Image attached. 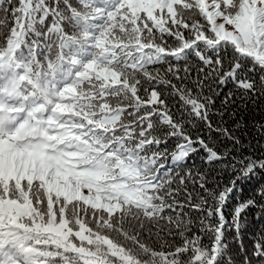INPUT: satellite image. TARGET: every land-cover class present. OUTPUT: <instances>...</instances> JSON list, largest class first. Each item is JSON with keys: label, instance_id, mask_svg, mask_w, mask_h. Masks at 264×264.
I'll list each match as a JSON object with an SVG mask.
<instances>
[{"label": "snow or ice", "instance_id": "obj_1", "mask_svg": "<svg viewBox=\"0 0 264 264\" xmlns=\"http://www.w3.org/2000/svg\"><path fill=\"white\" fill-rule=\"evenodd\" d=\"M167 4L159 31L139 12L162 43L140 58L153 71L126 110L134 122L109 131L66 119L75 82L45 91L20 61L45 34L95 32L129 6L0 0V264H264V0ZM194 155L204 167H188Z\"/></svg>", "mask_w": 264, "mask_h": 264}, {"label": "trees", "instance_id": "obj_2", "mask_svg": "<svg viewBox=\"0 0 264 264\" xmlns=\"http://www.w3.org/2000/svg\"><path fill=\"white\" fill-rule=\"evenodd\" d=\"M82 11L87 12L88 9H83ZM116 14L114 12L113 17ZM184 16L187 19H192L193 14L185 13ZM135 24H137L136 21ZM147 27L148 25L143 21L139 25H132L126 21L124 23L113 18L111 23L97 22L95 32L85 33L76 29L71 30L72 35L68 36L63 29H60L55 35L45 34L43 38L34 42L31 46V52L27 56V60L20 61V63L29 69L27 75L33 85L40 84L45 91L56 88L58 85L63 86L62 82L64 81H67L69 85L75 82L77 87L96 84L94 79L88 77V75L94 76L92 72L78 76L81 83L74 81V78L77 76L76 69L81 68L82 65L87 63L92 65L97 63L102 68L105 66V63H108L107 65H110L109 67L130 68L129 70L123 69L126 81H121L123 84L120 86H103L100 83V87L93 88L91 92L86 91L80 95L78 93H74L72 96L68 95L69 97L65 98V105H63L65 108L68 105L72 108V112L68 111L71 115L66 117V119L76 122L84 121L86 126L87 122L92 120L95 117V113L98 112L97 109L92 108L93 104L106 102L112 109L109 113H117V118L111 123L97 128L106 127L109 131L114 128H121L134 122L132 113L126 112V110L130 108L132 103H135L134 89L137 83L143 82L144 76L148 72L153 71V69H144L140 63V58L147 55L144 52V48L146 45L159 46L162 43L158 35H155L153 39L154 34L151 29H149L147 34L144 33V29ZM153 27H157L159 31L160 28H163V25L158 22L154 23ZM7 31L8 28L5 25L4 28L0 29V36H3ZM104 37L107 38L106 42L109 44L105 45L103 52L98 53L99 46L104 43ZM9 39L14 40L15 38L9 37ZM82 46H84L87 56L78 55ZM124 51L127 55L123 56ZM70 60H76L78 63L73 65L70 63ZM95 78L99 82L98 77ZM37 95L42 96L43 92ZM242 114L248 117L249 129H252L255 121L261 118L260 110L255 108H249ZM125 134L130 135L127 130H125ZM251 134L255 135V132L253 131ZM193 166L204 167L200 155H194L188 161V167ZM260 179V176L256 177V180ZM247 191L248 189L246 188L244 195L247 194ZM241 195L238 191L237 199ZM80 207L82 205L77 204L69 210L70 219L73 223L77 220V213ZM226 211H230V209ZM130 214L137 215L138 213L133 209ZM255 215H258V213ZM79 220L84 224L98 223V221L93 222L92 220L86 219L83 215L79 216ZM253 220L254 214L252 213H249L245 217V221L249 225H252ZM261 227H264V225H255L254 229L258 230Z\"/></svg>", "mask_w": 264, "mask_h": 264}, {"label": "rangeland", "instance_id": "obj_3", "mask_svg": "<svg viewBox=\"0 0 264 264\" xmlns=\"http://www.w3.org/2000/svg\"><path fill=\"white\" fill-rule=\"evenodd\" d=\"M121 3L127 4L129 6L127 8V12H131L133 16L132 18H128L127 12H125L124 18L119 21L124 22V23L126 21L129 23V19H131L132 25H139V24H135V21L136 19L139 18V12L143 10L146 13V15L149 17V19L155 21V23L159 22V19L153 16V12L155 11L156 7H160L163 4V0H160L159 3L157 2V0H121ZM179 3H180V0H168L167 7L171 8L172 4L179 5ZM106 40L107 38L104 37V43L99 46L100 49L98 50L99 51L98 53L103 52V48L105 47V45L109 44L106 42ZM123 53H124L122 54L123 56L127 55L125 51ZM107 64L108 63H105V66L102 68L101 65H98L96 63L94 64V68L91 69V71H88V72H92L95 77H98L99 82L96 80L94 76L88 75V77H91L92 79L96 81V84L89 85V86H82V87L76 86V90L68 93V95L72 96L74 93H78V95H80L81 93L86 92V91L91 92L93 88L100 87V83L103 86H120L121 84H123L121 81H124V82L126 81V77L124 76L125 72L123 71V69L129 70L130 68L128 67L121 68L117 66L109 67L110 65H107ZM96 69H99V71H97ZM74 81L81 83L78 76L74 78ZM60 103L62 105H65V98H61ZM92 108L97 109L98 111L95 113V117L91 120L93 121L94 127H100L102 125L109 124L117 118V113H109V111H111L112 109L108 106V103L106 102H97L96 104H93ZM66 109L72 112V108L70 107V105H68Z\"/></svg>", "mask_w": 264, "mask_h": 264}]
</instances>
